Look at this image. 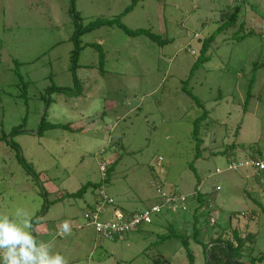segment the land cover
Masks as SVG:
<instances>
[{
	"label": "rangeland",
	"instance_id": "374dc122",
	"mask_svg": "<svg viewBox=\"0 0 264 264\" xmlns=\"http://www.w3.org/2000/svg\"><path fill=\"white\" fill-rule=\"evenodd\" d=\"M132 1L0 0V215L22 209L36 240L68 264H189L188 249L206 264L210 240L235 243L234 230L253 235L250 262L264 253V170L229 163L264 157V0H137L125 14ZM73 12L82 26L105 22L79 36L76 64ZM234 14L199 61L204 39ZM114 20L169 42L106 25ZM107 157L117 164L106 181ZM159 187L187 200L120 240L98 237L84 218L96 196L123 217L164 204ZM198 192L214 224L195 214ZM105 210L102 220H116Z\"/></svg>",
	"mask_w": 264,
	"mask_h": 264
},
{
	"label": "trees",
	"instance_id": "16d2710c",
	"mask_svg": "<svg viewBox=\"0 0 264 264\" xmlns=\"http://www.w3.org/2000/svg\"><path fill=\"white\" fill-rule=\"evenodd\" d=\"M71 1H72V7H73L74 3H75V0H71ZM136 2H137V0H133L132 4L124 11V13L125 14L128 13L135 6ZM73 17H74V20H75V23H76V30H75V32L73 34V37H72V39H73V41L75 43L74 44L75 48H74V50L72 52L71 58L74 61V64H76L77 63V58H78V55H79V51H80L79 36L82 33H84V32L91 31L93 28L98 27L99 25L105 24V22H97V23H92V24L86 25V26H82L81 24L80 25L78 24V19L79 18L76 17L74 12H73ZM236 17H237V14H234L233 17L229 18L228 20H226L222 24H220L217 27V29L208 38L204 39V41L202 43V46H201V50H200L201 51V56L199 57V61H203V60L206 59L205 58V53L207 52L210 43L214 40V38H215V36L217 34L223 32L225 29L231 27L235 23ZM117 21L118 20H114L113 22L109 21V22L106 23V25L107 24H117L118 26H120V28L124 29L125 32H127L128 34H135V33H141V32L142 33H146L148 35V37L152 41L157 42L158 44H161V45L169 42L168 38H165V39L162 40L161 38H159V36H157L156 34H153L152 32L139 31V32H133L132 33L127 28H125L120 22H117ZM95 46L100 51V49H99L100 46L98 44L95 45ZM104 55L105 54L100 51L99 57H100L101 63L104 60ZM74 80H75V85L78 88L79 83H78V81H76V79H74ZM52 90L57 91V92H66L67 91V89L60 88V87H53ZM78 90L79 89H77L76 92L69 93V94H73V95L75 94V95L79 96V95H81L82 92L78 91ZM43 127H44V121H42V123L40 125V130L38 131V133H41ZM61 127H63V126H61ZM19 132H22L21 126L13 129V131L11 132L10 135L13 136V135H15V134H17ZM195 134H196V131H195ZM10 142H11L13 147L17 148V145L12 143V138H11ZM199 147H200V144L198 142V144L196 146V149L198 150ZM232 147L235 148L234 145ZM247 148H248V146H247ZM224 153H225V151H224ZM17 157H18V161L22 164V166L25 168V170L29 174H32L33 176L36 177L37 173H35L33 171V169L26 163V161L19 155V153L17 154ZM250 157H252V158H249V159H254V158L264 159V157H262L260 154H252V156L250 155ZM116 164H117V160L114 161L110 166L107 167V169H106V179H105L106 181L110 179V176H111L112 171L114 169V166ZM98 184L100 185V183L91 184V185L88 184L87 186H84L81 190H79L77 193H72L70 195L71 196H76V197H78V196L81 197L83 195V193L85 192L86 188H88L89 186H92L93 188L99 187ZM169 194H172V193H169ZM205 194H209V193L205 192ZM189 198H191L190 200L194 201V207L193 208L195 209V214L198 213L199 215H201V214H204V213H208V220L207 221L209 222V224H214L216 219H215V217H213L211 215L210 205L208 204V203H210V201H209L208 197H203V194L198 192L196 195H192ZM157 205H159V204L157 203ZM145 209H147V208H145ZM203 209L205 211H202ZM209 209H210V211H209ZM88 210H91V208L88 209ZM140 212H142V210L141 211H133L130 215L128 214V216H131L134 213H140ZM194 218H195V222H196L198 216L195 215ZM210 218L212 219V221H210ZM153 221H154V219L152 220V222ZM152 222L149 223V224H152ZM36 223H37V220L34 221L33 227H35ZM140 225L141 224L137 225L135 228L139 227ZM193 227H194V230H193L194 241H196L197 243H201L200 240H198L199 230L196 227V225H194ZM124 235L122 237H124ZM174 235H175V233H174ZM171 236L173 237V235H168L167 234V235L164 236L163 240L165 241V240L171 238ZM233 237L235 239V243H233L230 240H223L221 236H219L216 239H211L210 242H209L211 245L209 246V248L207 250L206 264H234L232 262V260L234 262H236L235 264H247V262H249L248 261V256L246 255V253H244V250H245V248L247 247L248 244L251 245L253 243V240H252L253 235L252 234H248L246 236V238H241L239 232L237 230H234L233 231ZM116 240H119V239L115 238L114 241H116ZM182 242H183L184 247H186L188 249V244H189L188 240L186 238H182ZM202 243H203L204 247H206L209 244V243H205V242H202ZM226 246L230 250L231 259L232 260H230L229 257H228V249H227ZM187 258H188L189 264H193V255L191 254L189 249H188V253H187ZM256 260H258L259 262H262L264 260V253L261 256H259L258 258H256V259H254V258L251 259L249 263L250 264H255Z\"/></svg>",
	"mask_w": 264,
	"mask_h": 264
},
{
	"label": "clouds",
	"instance_id": "9594fccd",
	"mask_svg": "<svg viewBox=\"0 0 264 264\" xmlns=\"http://www.w3.org/2000/svg\"><path fill=\"white\" fill-rule=\"evenodd\" d=\"M16 219L0 215V260L2 264H68L59 253L51 251V244L37 241L32 235L30 216L22 209L15 212ZM69 232L68 223H64Z\"/></svg>",
	"mask_w": 264,
	"mask_h": 264
},
{
	"label": "built area",
	"instance_id": "2783aa9c",
	"mask_svg": "<svg viewBox=\"0 0 264 264\" xmlns=\"http://www.w3.org/2000/svg\"><path fill=\"white\" fill-rule=\"evenodd\" d=\"M247 167H251L254 170L261 171L264 169V159L254 158L247 159L244 161H236L232 159L229 163V168L233 170ZM102 169L103 171H105L104 167ZM216 189L218 190L219 187H216ZM158 192L164 199V204L152 205L140 213H134L131 216L123 217L117 212L114 213L116 220H102L104 209L101 207V205H97L93 209L88 210L89 212L84 214V218L87 219L88 222L93 226L95 233L98 235V237L109 240H114L115 238H118L120 240L124 234L134 229L137 225L151 223L154 216L161 213V208H175L178 206V200L180 201L179 203L187 200V197L183 195H181L178 199L173 194L167 195L166 193L161 191L160 187L158 188ZM196 194L197 193H194L192 195ZM103 201L108 205H111L113 203V200L111 198H107L106 196L103 197Z\"/></svg>",
	"mask_w": 264,
	"mask_h": 264
},
{
	"label": "crops",
	"instance_id": "0c3cea01",
	"mask_svg": "<svg viewBox=\"0 0 264 264\" xmlns=\"http://www.w3.org/2000/svg\"><path fill=\"white\" fill-rule=\"evenodd\" d=\"M113 157H107V160H106V164H108V166H110L114 161H116V160H113ZM104 167V169H105V172H106V168H105V165L104 164H102L101 163V165H100V170L102 169ZM156 176V175H155ZM105 177H106V175H105ZM155 182V181H154ZM218 187V186H217ZM206 192V191H205ZM171 193V192H170ZM113 204V203H112ZM100 206L101 205V207L105 210V209H110V210H112L113 212H111V213H119V214H123L124 212H123V210H121L119 207H112V206H107L106 204H100V199H99V197H97L96 196V198L92 201V202H89L88 204H87V210L88 209H92V208H94L95 206ZM106 211V210H105ZM120 211H122V212H120ZM133 211H131L130 213H129V215L132 213ZM128 213H125V215H124V217H128L127 215H128ZM104 214V213H103ZM103 216V215H102ZM104 220V219H103ZM74 227H77V228H79L80 226L79 225H74Z\"/></svg>",
	"mask_w": 264,
	"mask_h": 264
},
{
	"label": "water",
	"instance_id": "95a60500",
	"mask_svg": "<svg viewBox=\"0 0 264 264\" xmlns=\"http://www.w3.org/2000/svg\"><path fill=\"white\" fill-rule=\"evenodd\" d=\"M226 247H227V246H226ZM227 249H228V247H227ZM228 257H229L230 260H232V259H231V253H230V250H229V249H228ZM232 262H233L234 264L236 263V262H234L233 260H232Z\"/></svg>",
	"mask_w": 264,
	"mask_h": 264
}]
</instances>
